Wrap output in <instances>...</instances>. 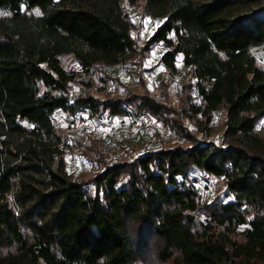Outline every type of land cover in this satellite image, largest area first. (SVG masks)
Listing matches in <instances>:
<instances>
[{
  "label": "trees",
  "instance_id": "obj_1",
  "mask_svg": "<svg viewBox=\"0 0 264 264\" xmlns=\"http://www.w3.org/2000/svg\"><path fill=\"white\" fill-rule=\"evenodd\" d=\"M0 13H9L0 15V264H139L151 239L172 264L264 262V70L251 53L264 50V0H144L143 22L164 21L142 49L123 0H0ZM158 45L168 70L181 55L193 73L200 103H189L190 119L226 112V147L183 131L190 146L110 162L98 154L93 178L74 179L57 113L166 121L171 112L126 87L72 95L78 72L62 58L90 72ZM192 170L224 191L202 202Z\"/></svg>",
  "mask_w": 264,
  "mask_h": 264
},
{
  "label": "rangeland",
  "instance_id": "obj_2",
  "mask_svg": "<svg viewBox=\"0 0 264 264\" xmlns=\"http://www.w3.org/2000/svg\"><path fill=\"white\" fill-rule=\"evenodd\" d=\"M144 0H139L136 5H131L123 0L124 14L134 22L133 36L142 49L153 32L159 27L164 19L146 18L143 22ZM143 22V26L141 23ZM165 48L158 45L153 50L143 54L142 58L130 60L113 68L101 64L95 66L90 72L80 69L75 58L65 56L62 63L68 71L78 72L77 80L70 85L72 95L91 94L99 99H105L107 92L115 89L137 95H148L160 101L169 108L170 115L166 121L158 120L157 117H149L147 127L149 134L135 129L133 116L90 119V124L97 130L101 128V136L94 135L90 129L81 126L89 118V112L80 114L81 117L71 116L63 112L55 116V124L59 133L63 136V150L68 161V171L76 180L88 182L94 173L101 169L91 161L97 159L98 154L106 160H127L137 155H143L148 151L168 149L176 146L187 147L191 145V139L187 140L180 135L185 131L194 140L211 142L218 147H226L224 132L226 129V112L221 109L213 114L209 124H205L201 116L190 119L189 103L199 104L200 99L196 88V80L189 68L184 67L183 57L177 58L175 71L168 70L161 62ZM252 55L257 65L264 70V50L254 48ZM120 79V81H119ZM178 124L172 127V121ZM100 121L102 123H100ZM166 122V123H165ZM101 124V125H100ZM196 124L198 126H196ZM117 134H135L130 140L116 137ZM258 132L264 135V123L258 126ZM191 178L195 182L202 202L211 203L225 186L222 180L205 176L197 170L191 171ZM196 180V181H195ZM92 190V186H90ZM222 198L224 199V193ZM228 201V199H226ZM201 219H205L201 217ZM148 252L139 264H172V261L163 262L159 257V249L155 246V239ZM264 264V262L259 263Z\"/></svg>",
  "mask_w": 264,
  "mask_h": 264
},
{
  "label": "built area",
  "instance_id": "obj_3",
  "mask_svg": "<svg viewBox=\"0 0 264 264\" xmlns=\"http://www.w3.org/2000/svg\"><path fill=\"white\" fill-rule=\"evenodd\" d=\"M80 114H84V112H80L77 117H81ZM87 117L89 118L88 120H85V122L83 123V121L80 123L82 127H85L87 129H90L89 131L92 132L94 135H97V136H101L102 133H101V128L100 129H96L95 127H92L91 124H90V119L92 120H95L93 119L92 117H90V114L87 115ZM149 121V116L148 115H137V116H134L133 117V125L135 127V129H139L141 130L144 134H149V128L147 127V123ZM100 123H102L100 121ZM101 125V124H100ZM116 129H114V133L116 135V137H120V138H123L124 140H130L132 139L133 137H135L136 135L135 134H131V135H128V134H117L116 133Z\"/></svg>",
  "mask_w": 264,
  "mask_h": 264
},
{
  "label": "snow or ice",
  "instance_id": "obj_4",
  "mask_svg": "<svg viewBox=\"0 0 264 264\" xmlns=\"http://www.w3.org/2000/svg\"><path fill=\"white\" fill-rule=\"evenodd\" d=\"M9 13H0V15H8ZM37 15H39V11L36 12Z\"/></svg>",
  "mask_w": 264,
  "mask_h": 264
}]
</instances>
